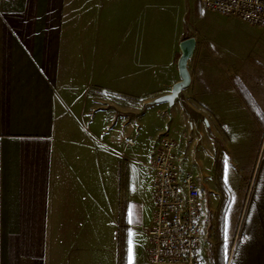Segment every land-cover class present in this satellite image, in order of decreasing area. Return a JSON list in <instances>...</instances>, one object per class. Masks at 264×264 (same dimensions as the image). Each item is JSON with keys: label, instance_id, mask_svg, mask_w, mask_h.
I'll return each instance as SVG.
<instances>
[{"label": "crops", "instance_id": "obj_1", "mask_svg": "<svg viewBox=\"0 0 264 264\" xmlns=\"http://www.w3.org/2000/svg\"><path fill=\"white\" fill-rule=\"evenodd\" d=\"M150 2L0 0V264H129L130 248L131 264H145L152 195L149 215L138 225L134 158L125 142L129 105L123 110L115 101L116 115L95 125L99 130L114 120V137L104 139L107 152L100 138L74 133L59 85L73 36L79 49L72 57L84 73L92 62L88 44L94 41L98 61L110 36L117 99L134 96V26L145 29L148 18L149 36ZM229 241L227 264H264V157L240 235Z\"/></svg>", "mask_w": 264, "mask_h": 264}, {"label": "rangeland", "instance_id": "obj_2", "mask_svg": "<svg viewBox=\"0 0 264 264\" xmlns=\"http://www.w3.org/2000/svg\"><path fill=\"white\" fill-rule=\"evenodd\" d=\"M150 7L149 36L148 18L145 29L141 23L134 26L138 37L130 58L134 96L117 99L120 94L116 93L107 45L110 36H104L100 44L98 61L94 41L88 44L86 59L91 54L92 62L84 73L72 57L79 49L76 35L59 85L62 108L72 114L70 124L76 135L104 142L114 137L113 118L99 130H94L95 125L107 114L116 115L115 101L123 104V110L129 105L132 130L126 137L133 139L128 149L134 158L131 186L138 225L149 215L153 149L163 134L177 142L179 165L199 174L203 184L208 226L204 252L213 263L218 247L232 246L230 238L240 235L264 157V30L204 10L199 0H151ZM188 38L197 42L188 61L191 84L174 96L173 103L157 102L171 95L181 80L177 67L180 43ZM147 65L145 71L136 72ZM103 148L111 151L105 142ZM144 226H139L143 236Z\"/></svg>", "mask_w": 264, "mask_h": 264}, {"label": "built area", "instance_id": "obj_3", "mask_svg": "<svg viewBox=\"0 0 264 264\" xmlns=\"http://www.w3.org/2000/svg\"><path fill=\"white\" fill-rule=\"evenodd\" d=\"M199 2L204 10L264 30V0ZM125 142L132 145L133 139ZM178 148L174 139L163 134L151 154L154 182L145 264H213L204 252L208 226L203 184L199 174L181 168Z\"/></svg>", "mask_w": 264, "mask_h": 264}, {"label": "water", "instance_id": "obj_4", "mask_svg": "<svg viewBox=\"0 0 264 264\" xmlns=\"http://www.w3.org/2000/svg\"><path fill=\"white\" fill-rule=\"evenodd\" d=\"M196 44L197 42L195 38H188L180 43L181 56L178 60L177 67L181 80L173 86V93L171 95L161 97L157 102L168 101L169 103H173L175 99L174 96L190 86L191 75L188 70V61L194 54Z\"/></svg>", "mask_w": 264, "mask_h": 264}, {"label": "trees", "instance_id": "obj_5", "mask_svg": "<svg viewBox=\"0 0 264 264\" xmlns=\"http://www.w3.org/2000/svg\"><path fill=\"white\" fill-rule=\"evenodd\" d=\"M230 249L231 246L226 247L221 244L216 251L213 264H227V255Z\"/></svg>", "mask_w": 264, "mask_h": 264}, {"label": "snow or ice", "instance_id": "obj_6", "mask_svg": "<svg viewBox=\"0 0 264 264\" xmlns=\"http://www.w3.org/2000/svg\"><path fill=\"white\" fill-rule=\"evenodd\" d=\"M132 261V251L131 248L129 249V264H131Z\"/></svg>", "mask_w": 264, "mask_h": 264}]
</instances>
